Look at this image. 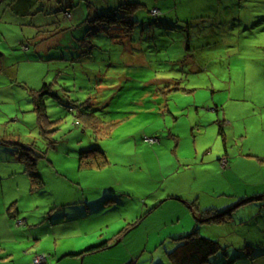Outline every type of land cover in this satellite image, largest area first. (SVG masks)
<instances>
[{"label":"rangeland","instance_id":"1","mask_svg":"<svg viewBox=\"0 0 264 264\" xmlns=\"http://www.w3.org/2000/svg\"><path fill=\"white\" fill-rule=\"evenodd\" d=\"M124 1L144 6L134 12L132 37L91 40L98 47L91 58L73 48L85 39L81 28L56 32L88 17L85 1L0 0V175L19 167V203L8 211L37 234L10 261L34 263L45 254L44 264H77L64 252L25 255L39 245L35 238L44 251L56 239L59 248L81 250L137 223L119 246L78 264H122L130 256L133 264H171L164 251L197 226L196 237L237 245L229 254L240 255L223 257L225 264H252L254 256L264 263V0L93 2L106 12ZM44 84L59 99L47 100L42 130L31 90ZM71 101L116 124L111 135L84 132ZM8 141L21 145L18 154ZM26 146L38 155L44 187L33 186L19 161ZM99 146L104 164L80 167L81 153ZM247 198L260 199L258 207L242 206ZM225 212L226 222L212 224Z\"/></svg>","mask_w":264,"mask_h":264},{"label":"trees","instance_id":"2","mask_svg":"<svg viewBox=\"0 0 264 264\" xmlns=\"http://www.w3.org/2000/svg\"><path fill=\"white\" fill-rule=\"evenodd\" d=\"M85 1L87 4V9L89 11L88 17L84 18L83 21L78 25L70 26L66 30L61 27L56 28V32L60 36H65V31H68L70 34L74 35V33L77 32V28L82 29V33L85 34V39H78L79 43L78 46H73L77 52H79V57H95V46H92L91 40H97L104 36L113 35L116 36V34L119 33H128L132 37V33L134 31V26L136 24V21L133 20L134 12L138 9H141L144 7L140 3H132L129 1H124L122 3H119L118 6L115 9L109 8L106 12H101L96 9V5L93 2L94 0H81ZM75 2V0H71V3ZM60 3V2H57ZM73 4V3H72ZM69 12H65L64 14H67ZM154 10H152V15L155 17H159L162 15L161 11L159 10V13L154 14ZM70 14V13H69ZM71 15V14H70ZM116 29L122 30L117 31ZM81 32V31H80ZM89 36H93V39H86ZM55 46V45H54ZM22 49L24 51H28L30 48L29 46H22ZM71 60L73 61L72 57ZM67 61V58L65 59ZM31 97H32V103H33V111L35 113V116L37 118V125L39 128H43L46 122H49V115H48V106H47V100L49 98L53 99H59L58 97V91L51 92L50 86L47 84H44L42 88L38 90H31ZM72 109L73 111L76 110V119L77 122L81 125V128H83V131L85 130H92L98 132L101 138H106L111 135V132L116 124L112 122H105L104 120H101L100 118L96 117L90 110V107H87L89 110H82L83 105L85 103H79V105L75 104V102L71 101ZM70 107V106H69ZM43 130V129H42ZM221 132V130H220ZM43 133V132H42ZM9 145L16 146L15 153L18 154V150L20 149L21 145L16 143L15 141H8ZM32 145V144H31ZM29 145V147L32 149V146ZM23 151L27 152H21L22 156L19 158V161H24L27 163V169L26 172L29 174V177L31 178V182L33 186L35 184L40 185L43 183L40 181L39 176L36 173V166H37V157L38 155L33 151V153H28L31 151V149L26 147H22ZM83 159H88L90 161L89 164L83 162ZM105 158L104 153L98 149H92L89 151L82 152L80 155L79 163L80 167L84 166V168H95L100 167L104 164ZM33 188V187H32ZM263 202L264 199L262 198ZM252 200H242L240 203L241 205H244L242 203H248ZM231 211V210H229ZM10 214V213H9ZM228 214L227 212L223 213L222 215L217 216L212 224L215 225V223H222L226 222V220L223 219V215ZM220 218V219H219ZM219 219V220H216ZM232 221V217L230 215L229 218H227V221ZM209 221V220H207ZM134 224V223H133ZM130 225L127 229H125V234L131 230L136 224ZM261 226V233L264 235V224ZM198 230V226L195 227L193 232L188 233L185 237L177 238L175 239L176 244L174 247L171 248L169 251H164L163 259L168 260L171 262V264H225L226 260H224L223 257H226L229 259L230 252L227 249V247L222 248L218 239L211 238V237H201L195 236L196 231ZM122 232L118 238H121L123 235ZM257 238V237H256ZM178 241V242H177ZM255 241V240H252ZM113 247L114 245H111V241H105L104 243L90 247L83 251L80 256L83 255H90L95 254L101 251L107 250L109 247ZM259 249L257 248L256 251ZM258 253V252H257ZM256 253V255H257ZM45 256V254H43ZM41 255V256H43ZM239 255L234 252V254L231 257V262L233 260L235 261L236 257ZM40 257V256H37ZM36 257V258H37ZM221 257V258H220ZM36 258L34 260L36 261ZM212 258H214L212 260ZM252 264H264L261 260L259 261L257 256L250 257Z\"/></svg>","mask_w":264,"mask_h":264},{"label":"crops","instance_id":"3","mask_svg":"<svg viewBox=\"0 0 264 264\" xmlns=\"http://www.w3.org/2000/svg\"><path fill=\"white\" fill-rule=\"evenodd\" d=\"M8 145L9 144H7V146ZM99 148H100V146H99ZM12 153L15 154L14 151H12ZM9 158H14V155L11 156V157L9 156ZM0 162H1V160H0ZM17 170L18 171L15 173L10 168L7 173L0 175V248H1L0 249L1 250L0 253H2L0 255V264H16L14 261H10V260L15 257L16 253L19 250L18 248L23 246V245H25V242L28 241V237H30V236L37 237V234L35 233L34 229H30V233H27L26 229L22 230L19 227V225L15 224L14 221L12 220L13 217L11 216V214H9V211H8V207L9 206H10L9 207V209H10L12 207H15L19 203L18 200L17 201L15 200V195L19 194L21 192V189H20L21 172H19V167L17 168ZM23 176L25 177V181H27L25 171L23 172ZM39 178H40V181L43 182V187H44V185L46 183H44L43 176L40 175ZM6 180H8V182H9V184L7 186L4 183ZM174 197L175 196H173V198ZM247 200H252V201H250V202H248L246 204L242 203V204H244L242 206L246 205L247 207L246 206L245 207L246 208H250V209L251 208L254 209V208L258 207L256 204H253V203L255 201H257V200L260 201V199L247 198ZM163 203H161L160 205H162ZM160 205H158V207ZM86 214H88V213H86ZM234 225H236V224H234ZM259 225H262V224L259 223ZM125 227H126V225L124 227H121L118 230V234L121 233ZM52 230H53V228H50L49 232H51ZM126 234H128V232ZM187 234L188 233L181 234L182 236L174 237L173 239L175 240L177 238L179 239V238L185 237ZM53 236H54V234H47L46 235L47 239H52ZM83 236H85V235H83ZM99 237H100V239H102V238H104L106 236L100 235ZM118 237H115V239H107L108 241L112 242V240H113V242H114L113 243L114 246L113 247L112 246L109 247L108 248L109 250L111 248L119 246L121 244V242H123V240L125 239L123 237H121V238H118ZM256 237L257 236L252 235V238H256ZM214 238H216V236ZM217 238L222 240L221 236H219ZM35 239L37 241H40L38 243L39 245L37 247H35L36 244L32 245V246H29V248H28V252L29 253H27V255H25V256H30V255L34 256V254H37V253H46L47 252L50 255L51 258L52 257L58 258L59 255H60V252H64V253H62L63 255H61L62 256L61 258L64 259V258H68V257H75V258H77V260L75 261V263H77V264H78V261L81 262V260H83L84 258H86V256H88V255L80 256V254L83 251H85L86 249H88L90 247L100 245V244L104 243L105 241H107L106 239H103V240L97 239V241L95 243H91V245H89L86 248L78 250V249H75V247L72 246V250L71 251H67V249L65 250V249L59 248V244L58 243L62 239H56V240H54V245H51L50 243H46L47 250L44 251V249L42 248V244H41L42 238L41 239L35 238ZM220 240H218V241H220ZM250 240H252V239H250ZM81 241H82V238H81ZM220 243H222V242L220 241ZM234 246H237V245H230L229 247H227V246H225V247H227V249H229L230 247L234 249ZM8 247H14L16 250H9V249H7ZM235 250H237V249H235ZM50 252H53V253L50 254ZM238 255H240V254H238ZM132 258H133V256L132 257L131 256L128 257L126 262H124L122 264H128L131 261L132 262L130 264H133L134 263V261H133L134 259H132ZM22 259L26 260L27 264H33L32 261L30 259H28V257H22Z\"/></svg>","mask_w":264,"mask_h":264},{"label":"built area","instance_id":"4","mask_svg":"<svg viewBox=\"0 0 264 264\" xmlns=\"http://www.w3.org/2000/svg\"><path fill=\"white\" fill-rule=\"evenodd\" d=\"M45 261H46V257L43 255V256L37 257L35 263L43 264Z\"/></svg>","mask_w":264,"mask_h":264}]
</instances>
